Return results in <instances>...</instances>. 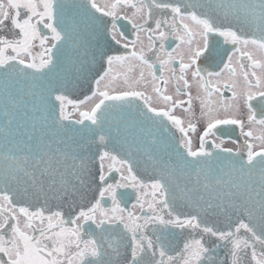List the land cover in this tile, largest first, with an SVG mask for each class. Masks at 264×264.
Returning a JSON list of instances; mask_svg holds the SVG:
<instances>
[{
    "label": "snow or ice",
    "instance_id": "snow-or-ice-1",
    "mask_svg": "<svg viewBox=\"0 0 264 264\" xmlns=\"http://www.w3.org/2000/svg\"><path fill=\"white\" fill-rule=\"evenodd\" d=\"M0 264H264V0H0Z\"/></svg>",
    "mask_w": 264,
    "mask_h": 264
},
{
    "label": "flooded vegetation",
    "instance_id": "flooded-vegetation-1",
    "mask_svg": "<svg viewBox=\"0 0 264 264\" xmlns=\"http://www.w3.org/2000/svg\"><path fill=\"white\" fill-rule=\"evenodd\" d=\"M174 46V45H173ZM172 91L170 89L169 94H172ZM226 96L230 95V93H225ZM215 98V97H214ZM178 99L181 100H186L187 97L186 96H182V97H178ZM184 107L186 108L187 105L185 104ZM195 109H196V116L197 118H199V107H198V103L195 105ZM176 114L178 116H181L182 118H186L187 117V113L184 112V110L182 108H177L176 110ZM223 115V114H221ZM195 123H197L198 127H197V132L196 133H190V135L193 137V141H194V147L198 146V135L200 134L201 129L204 126V121L200 120V119H196L194 120ZM232 128H236L235 131H231ZM221 130H218V135L221 139L224 140L223 143V147L225 148H232L234 151L237 150V145L233 143V140H237L239 142H242L244 137H242L239 134V130L236 126H220ZM222 129H228V131H223ZM247 130V129H246ZM209 139H216V137H212L210 136ZM217 143H220V139H217Z\"/></svg>",
    "mask_w": 264,
    "mask_h": 264
},
{
    "label": "water",
    "instance_id": "water-1",
    "mask_svg": "<svg viewBox=\"0 0 264 264\" xmlns=\"http://www.w3.org/2000/svg\"><path fill=\"white\" fill-rule=\"evenodd\" d=\"M87 94H90V93H87ZM77 95H78V94H77ZM72 98H77V96H75V95H74ZM79 98H81V99H82V98H83V96H82V95H80V96H79Z\"/></svg>",
    "mask_w": 264,
    "mask_h": 264
}]
</instances>
